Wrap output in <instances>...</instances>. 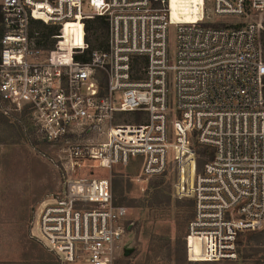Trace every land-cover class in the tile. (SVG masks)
I'll use <instances>...</instances> for the list:
<instances>
[{
  "label": "built area",
  "instance_id": "obj_1",
  "mask_svg": "<svg viewBox=\"0 0 264 264\" xmlns=\"http://www.w3.org/2000/svg\"><path fill=\"white\" fill-rule=\"evenodd\" d=\"M0 6V112L26 115L55 151L62 187L33 230L61 262L118 264L128 233L112 181L82 170L120 166L148 183L172 163L177 196L193 200L188 260L236 261L240 234L261 232L264 264V0H190L175 15L172 0ZM97 17L107 29L93 48Z\"/></svg>",
  "mask_w": 264,
  "mask_h": 264
},
{
  "label": "rangeland",
  "instance_id": "obj_2",
  "mask_svg": "<svg viewBox=\"0 0 264 264\" xmlns=\"http://www.w3.org/2000/svg\"><path fill=\"white\" fill-rule=\"evenodd\" d=\"M89 35V34H88ZM174 28H170L173 45ZM95 41V37H91ZM132 115V114H130ZM23 122L29 123L24 116ZM24 129V131H26ZM14 114L0 112V264H65L35 235V217L39 204L61 189L56 154L48 145H31ZM205 157L197 155L196 160ZM189 186L192 185L195 160L187 164ZM203 163L198 168L200 171ZM186 169V168H185ZM86 177L112 181L117 204L128 207L124 249L118 264H262L263 239L245 241L241 258L227 262H192L187 258L186 235L193 215V202L176 194V165L169 167L162 188L166 200L161 205L141 207L150 197V182L136 181V170L116 167L112 170L84 169ZM158 178L151 179L152 181ZM150 180V181H151ZM168 194L171 199L167 200ZM131 250L127 255L125 249ZM253 257H245L246 254Z\"/></svg>",
  "mask_w": 264,
  "mask_h": 264
},
{
  "label": "trees",
  "instance_id": "obj_3",
  "mask_svg": "<svg viewBox=\"0 0 264 264\" xmlns=\"http://www.w3.org/2000/svg\"><path fill=\"white\" fill-rule=\"evenodd\" d=\"M2 19H3V14H2L1 6H0V39H1L2 34L4 32V28L2 25ZM36 26L45 35H50L53 32L58 30V27H48V26L44 25L43 23H39V22L36 23ZM106 29H107V21L103 17H97L96 19L90 20L87 23V26H86L87 39L90 41L93 48L100 47L103 45L104 40H105ZM91 37H95V41H92ZM14 116H15L16 122L18 124H20L23 131H24V129L27 128V130L24 131V133H25L26 137L28 138L31 145H37V144L47 145V143H45L43 141H39L36 138L35 132H34L33 128L30 126V123L23 122V118H24V116L26 117V115L14 114ZM206 151H207V149L205 147L198 146L197 154L199 157H205ZM202 163H203V161L201 159H197L198 167H200ZM168 173H169V169L165 173H163L162 175L156 177V178H158V180L156 179L155 181L154 180L150 181V188L149 189H153V192L151 193L150 197L143 199V202L141 203V207L161 205L163 202H165L166 194H165V190H164V188H162V186H163V183L165 181V177L167 176ZM170 199H171V194H168L167 200H170ZM190 201L193 202V200H190ZM256 238H258V239L263 238V235L261 234V232H244V233L240 234V236L238 238V248H239V253H240L239 259L241 258V248H242L243 244L245 243V241L246 240L252 241ZM130 251L131 250H128L127 255L130 253ZM256 252L257 253L261 252V256H262V249L259 251L256 249ZM253 255L254 254H252V253L246 254L245 257H253Z\"/></svg>",
  "mask_w": 264,
  "mask_h": 264
},
{
  "label": "bare ground",
  "instance_id": "obj_4",
  "mask_svg": "<svg viewBox=\"0 0 264 264\" xmlns=\"http://www.w3.org/2000/svg\"><path fill=\"white\" fill-rule=\"evenodd\" d=\"M196 1V0H193ZM186 2H190V0H172V6L174 7V15L176 14V9L180 4H184Z\"/></svg>",
  "mask_w": 264,
  "mask_h": 264
},
{
  "label": "water",
  "instance_id": "obj_5",
  "mask_svg": "<svg viewBox=\"0 0 264 264\" xmlns=\"http://www.w3.org/2000/svg\"><path fill=\"white\" fill-rule=\"evenodd\" d=\"M125 251H126V254H127L128 253V249L126 248Z\"/></svg>",
  "mask_w": 264,
  "mask_h": 264
}]
</instances>
